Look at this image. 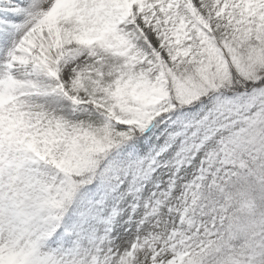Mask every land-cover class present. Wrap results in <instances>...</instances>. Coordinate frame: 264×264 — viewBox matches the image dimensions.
Segmentation results:
<instances>
[{"label":"rangeland","instance_id":"rangeland-1","mask_svg":"<svg viewBox=\"0 0 264 264\" xmlns=\"http://www.w3.org/2000/svg\"><path fill=\"white\" fill-rule=\"evenodd\" d=\"M218 1L0 0V264L21 256L27 264H196L187 246L203 243L200 228L220 229L227 214L208 201L200 210L210 217L181 210L198 186L233 171L226 163L206 174L209 161H223L215 155L227 144L264 156V87L224 95L214 51L236 27L245 41L264 36V14L242 22L235 0ZM255 48L240 68L258 82ZM202 53L199 77L178 82L179 66ZM170 89L186 110L170 105ZM120 123L144 137L130 140ZM104 154L102 171L88 165ZM88 166L89 180L68 176ZM48 192L61 208L76 196L54 242L37 233Z\"/></svg>","mask_w":264,"mask_h":264},{"label":"trees","instance_id":"trees-1","mask_svg":"<svg viewBox=\"0 0 264 264\" xmlns=\"http://www.w3.org/2000/svg\"><path fill=\"white\" fill-rule=\"evenodd\" d=\"M260 3H256L257 0H240L239 11L243 14L244 8L248 7L244 11L242 22L250 20L251 13H259L258 16L264 13V0H258ZM192 11V8H191ZM258 18V17H257ZM255 18L254 23H257ZM257 21V22H256ZM226 40L223 41L220 37L217 39L214 51L218 53L220 59L223 61V71L225 73L224 84L220 88V92L227 96H231L238 92H243L256 87L264 86V53L260 50V46H263L264 36L255 34L252 40L245 41L241 35L242 32L237 30H228ZM226 44V45H224ZM251 46H256L255 57L260 61L259 57L262 56L261 64L258 61L262 71L259 77L260 81H256L254 77H246L241 68L247 61V55L249 53L247 49ZM264 52V51H263ZM250 57V56H249ZM207 58L205 56H198L199 60L188 61L179 66V73H176L178 82L180 80L189 81L190 79H197L199 76V69L202 66L203 61ZM192 62V63H191ZM166 80L167 86L172 87L175 82L173 77ZM182 77V79H180ZM194 80V81H195ZM168 100L173 108L178 110L187 109L189 104L181 102L174 96L172 89L167 90ZM165 114L166 112H162ZM162 114V115H163ZM121 128L125 129L130 138H138L143 134L141 127L131 123H120ZM77 145V143H76ZM217 159H223V162H228L232 165L233 171L229 178L215 182L208 186L210 179L206 184L202 185L199 189L200 200L197 203V211L195 216H200L199 209L201 205L208 201L209 208H214L218 213L224 212L227 214V222L224 227L217 231H210L211 234H220L224 232L223 236L219 240L201 246L197 249H193L192 257L196 264H264V233L258 235L263 231L264 225V161L260 160L257 155L252 156L240 152L232 146H225L216 151ZM109 158V154L95 155L91 162L97 161L102 168ZM215 158L209 161L205 170H210V174H217L218 168L213 165H217L220 161L215 162L209 166L210 162H214ZM221 163V164H222ZM86 177L90 176V169H85ZM208 174V172H206ZM72 177H76L73 174ZM78 178V177H76ZM74 198V197H73ZM73 198H70V202L73 203ZM53 203V197L50 194V201ZM73 204L68 203L65 206V210L61 215L60 223H62L65 217L70 213ZM209 211V210H208ZM217 229V228H216ZM60 230L53 229L46 233L47 237L55 238ZM258 235L253 242L249 241V237L252 235ZM253 243V244H252ZM252 244V245H251ZM250 245V246H247ZM249 250L251 251L249 253ZM240 253L247 254L246 257L239 256ZM248 255L250 259L247 260ZM234 262H231V261Z\"/></svg>","mask_w":264,"mask_h":264},{"label":"bare ground","instance_id":"bare-ground-1","mask_svg":"<svg viewBox=\"0 0 264 264\" xmlns=\"http://www.w3.org/2000/svg\"><path fill=\"white\" fill-rule=\"evenodd\" d=\"M62 1H64V3L66 4V5H68L67 4V2H66V0H62ZM69 2V6H71V5H75L76 4V2H77V0H68ZM120 3H122V0H119V4ZM56 31V30H55Z\"/></svg>","mask_w":264,"mask_h":264}]
</instances>
